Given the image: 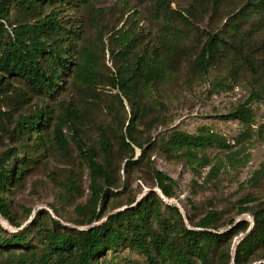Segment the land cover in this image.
Here are the masks:
<instances>
[{
  "label": "rangeland",
  "instance_id": "1",
  "mask_svg": "<svg viewBox=\"0 0 264 264\" xmlns=\"http://www.w3.org/2000/svg\"><path fill=\"white\" fill-rule=\"evenodd\" d=\"M51 13L62 27L61 43L70 47L69 65L54 78L56 91H39L0 71V170L13 173L0 192L10 212V220L0 217V236L28 231L24 244L0 247V264H45L51 232L85 230L143 199L148 216L139 229L147 242L157 233L182 246V228L205 229L196 224L209 212L221 231L248 220L246 232L209 248L212 264H235L229 254L251 233L254 212H264V0H164L160 8L156 0H52L35 12L16 0L6 6L0 55L17 24ZM213 35L219 42L200 71L195 59ZM153 51L165 60L163 75L126 98L115 83L119 68ZM252 92L258 97L238 114ZM40 115V127H32L29 120ZM130 118L144 156L120 141ZM57 127L66 143L56 137ZM178 136L198 141L178 143ZM87 153L119 187L107 189L93 176ZM133 154L138 161L129 164ZM158 170L174 180L173 196L163 195ZM100 185L109 192L103 207L93 197ZM95 211L99 219L90 224ZM120 225L125 238L107 246L98 264H151L135 248L134 228ZM259 243L241 264L264 263V230ZM46 264H60L57 255Z\"/></svg>",
  "mask_w": 264,
  "mask_h": 264
},
{
  "label": "trees",
  "instance_id": "2",
  "mask_svg": "<svg viewBox=\"0 0 264 264\" xmlns=\"http://www.w3.org/2000/svg\"><path fill=\"white\" fill-rule=\"evenodd\" d=\"M16 0H0V41L3 38L5 25L3 17L6 13V6ZM20 4L31 12H35L39 7L51 3L52 0H17ZM159 8L163 6L164 0H156ZM177 14L185 18L181 12ZM62 27L55 14H49L44 20L40 19L35 23H19L13 30V39L0 55V71H5L10 75L16 76L39 91L54 92L57 78L58 68L60 66L67 67L69 62L65 56L70 47L65 49L62 38H59ZM218 36H211L201 48L197 55L194 66L200 71H206L212 59L213 51L219 42ZM165 60L158 51L140 52L130 64H124L119 68L115 78V83L119 86L123 95L133 100L143 85L149 84L160 78L165 71ZM51 71V72H49ZM258 97L256 92H252L247 101L241 105L237 113L246 112L247 104ZM239 111V112H238ZM241 116V115H240ZM42 117L37 116L29 120L34 128H39ZM46 122V121H45ZM27 127V121H24ZM125 134H121L120 141L123 146L133 150V144L143 150L142 156L146 153L143 144L132 136L134 122L129 119L128 124L124 125ZM56 137L60 141L66 143L63 134V128H56ZM78 141L77 137L75 136ZM198 141L194 136H178L176 142L183 144H195ZM102 147L108 150L111 143L110 140L103 136L101 139ZM82 148V146L80 145ZM128 161L134 164L137 159H133L134 154ZM86 159L93 176L103 178L104 185L108 188L119 187L111 172L99 161L93 154H86ZM13 174L11 170L2 167L0 170V192L6 186L8 176ZM155 178L163 195L171 197L174 195V180L161 171L155 172ZM96 186L93 190V197L96 203L100 202L104 206L109 192L104 187ZM178 213L179 208L174 206ZM10 212L8 204L4 197L0 194V217L10 220ZM187 215V214H186ZM148 216V207L144 199L139 201L137 205L131 208L120 210L111 215L107 221L91 225L85 230H79L74 233L56 232L50 233L48 244L50 252L43 255L41 260L46 264L53 254L57 255V261L60 264H98V257L107 246L114 248L117 243L125 238V233L121 229L120 222H127V226L133 227L134 232L132 240L135 248L146 256L151 264H156L155 254L166 264H212L209 248L217 246L229 236L236 235L240 232H246L250 229V222L246 219L232 221L229 229L221 231L219 225L216 224V213L209 212L196 225L203 230L194 228H182V238L184 244L182 246H174L165 238L157 233H149V242L146 241L147 232L141 231L139 226L146 222ZM254 225L251 227V233L240 239L234 254H229V261L235 264H241L245 252L252 246L258 245L264 230V212L258 210L254 212ZM98 213L95 211L90 218V224L98 220ZM115 225V226H114ZM27 230H22L17 234L8 237L0 236L1 248H14L26 242ZM75 251L73 254L72 251ZM264 264V263H260Z\"/></svg>",
  "mask_w": 264,
  "mask_h": 264
}]
</instances>
